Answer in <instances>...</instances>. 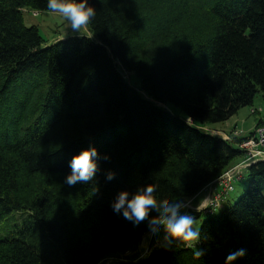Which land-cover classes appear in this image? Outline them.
I'll list each match as a JSON object with an SVG mask.
<instances>
[{
  "label": "trees",
  "instance_id": "16d2710c",
  "mask_svg": "<svg viewBox=\"0 0 264 264\" xmlns=\"http://www.w3.org/2000/svg\"><path fill=\"white\" fill-rule=\"evenodd\" d=\"M88 2L91 38L46 44L22 11H49L47 0H0L1 229L20 216L0 236V264L130 260L149 228L114 212L117 194L153 184L157 201L191 199L244 158L245 135L203 128L264 99V0ZM89 147L99 156L94 180L69 186L71 159ZM244 178L233 204L189 211L200 260L161 231L147 256L109 264H225L240 249L233 264H264V160Z\"/></svg>",
  "mask_w": 264,
  "mask_h": 264
},
{
  "label": "clouds",
  "instance_id": "9594fccd",
  "mask_svg": "<svg viewBox=\"0 0 264 264\" xmlns=\"http://www.w3.org/2000/svg\"><path fill=\"white\" fill-rule=\"evenodd\" d=\"M47 8L50 13H56L63 19L70 22L73 32L81 33L90 24L96 15V10L88 0H47ZM99 159L97 149L89 147L82 150L78 155L73 156L70 161L71 174L66 177V183L73 186L78 182L89 183L94 180L99 170L97 160ZM107 159V157H105ZM114 173L109 172L107 179L112 180ZM156 186L148 184L141 186L131 194L128 191H120L112 203L115 213L123 215V218L134 225L147 221L149 231L154 236H159L163 231V242L166 245L183 243L188 249L193 250V258L200 260L205 251L197 248L201 234L196 227V218L189 214V208L182 201L169 202L168 200L157 201ZM207 205L199 204L196 211L200 212ZM152 211L157 215L152 216ZM246 254L240 249L230 252L225 264H233L238 258Z\"/></svg>",
  "mask_w": 264,
  "mask_h": 264
},
{
  "label": "rangeland",
  "instance_id": "374dc122",
  "mask_svg": "<svg viewBox=\"0 0 264 264\" xmlns=\"http://www.w3.org/2000/svg\"><path fill=\"white\" fill-rule=\"evenodd\" d=\"M22 22L26 27L29 26H35L37 28L39 36L45 41L46 44L53 43L57 40H61L67 37H88L91 38V35L87 28L82 29L81 33L73 32L71 30L70 22L66 19H63L56 13H50L49 11H31V10H23L22 11ZM123 77L128 81V85L132 88L136 89L138 87V80L135 78L134 75L128 73H124ZM173 110V109H171ZM251 110L256 111V114H251ZM174 111V110H173ZM238 116V119L236 117ZM261 118L264 120V99L261 97V95H256L253 98L251 107H246L240 109L233 118L227 122L219 123V124H213L208 125L203 128L204 131L209 130V127L214 128H221L223 129L225 126V131L229 132V130L232 127V124L235 120H237L236 126H235V132H243L248 135L254 125L256 124L257 120ZM250 131V132H249ZM232 131L231 133H233ZM230 168V167H229ZM246 186V179L244 178L240 184L234 185V191L228 194V198L230 199L231 204L236 201L237 197L240 195V191L242 188ZM228 200V199H227ZM223 204L221 205V207ZM220 207V208H221ZM218 211V210H217ZM217 211H215L217 213ZM197 212V211H196ZM203 218L206 219V217L203 216ZM12 219H17L16 222H13ZM199 219H196V227L199 228L200 223L198 222ZM20 223V216L17 213L11 214V218L5 219L2 222V226H8L1 229L0 227V236H3L6 231H8V228L10 226L12 227L15 224ZM144 244L143 239L139 242L138 246ZM144 248H148V246L145 244ZM143 248V249H144ZM111 259V258H110ZM111 261H109V258L105 259L103 264H109Z\"/></svg>",
  "mask_w": 264,
  "mask_h": 264
},
{
  "label": "built area",
  "instance_id": "2783aa9c",
  "mask_svg": "<svg viewBox=\"0 0 264 264\" xmlns=\"http://www.w3.org/2000/svg\"><path fill=\"white\" fill-rule=\"evenodd\" d=\"M232 135L242 136V132H233ZM224 139H227L226 136ZM260 146H264V128H258L251 139L244 140L239 145V147L244 151V158L238 164L226 169L214 182H212V184L215 186V191L209 197H207L202 204L207 205V207L202 211L210 214L217 211L221 207L222 203L226 200L228 194L234 191V185L243 179V172L245 168L252 163L264 160V151L259 149ZM184 203L189 208L190 201L187 200L184 201ZM146 236L149 239L147 244L148 248L136 250V260L130 261L122 257H118L111 259L109 258V261H117L120 263L136 262L147 256L152 249L159 248L161 246L159 241L153 240L154 235H152L150 231ZM129 254L130 252L126 251L123 256H127Z\"/></svg>",
  "mask_w": 264,
  "mask_h": 264
},
{
  "label": "crops",
  "instance_id": "0c3cea01",
  "mask_svg": "<svg viewBox=\"0 0 264 264\" xmlns=\"http://www.w3.org/2000/svg\"><path fill=\"white\" fill-rule=\"evenodd\" d=\"M233 117H231L228 121H230ZM236 119H238V116L236 117ZM228 121H226L228 123ZM260 121L263 125H264V120L259 118L257 120V122ZM236 123H237V120H235L232 124V127L231 129L229 130V132H226L225 131V126L223 129L221 128H214V127H209L208 129L209 130H206L208 133L212 134V135H215V136H219L221 138H224L226 135H228L229 133H231L232 131L235 130V126H236ZM256 125V124H255ZM254 125V126H255ZM252 131V130H251ZM250 132V131H249ZM242 135H245L246 136V133H243L242 132ZM243 180V179H242ZM242 180L238 183H236L237 185L240 184L242 182ZM215 191V186L213 184L211 185H208L206 186L205 188H203L197 195H195L194 197H192L191 199H189L190 201V206H189V211H196V208L199 204H203L204 201L206 200L207 197H209L213 192ZM228 196L226 198V200L222 203L224 204L226 201H227ZM147 235V234H146ZM143 236L142 239L144 241V244H141V245H137L136 248H133L132 249V253H131V256H130V260H136V253L135 251L140 249L142 250L145 246V244L147 245L148 244V237L147 236ZM156 241H159L156 239Z\"/></svg>",
  "mask_w": 264,
  "mask_h": 264
},
{
  "label": "bare ground",
  "instance_id": "6f19581e",
  "mask_svg": "<svg viewBox=\"0 0 264 264\" xmlns=\"http://www.w3.org/2000/svg\"><path fill=\"white\" fill-rule=\"evenodd\" d=\"M255 112H256V111L251 110L250 113L253 115V114H255ZM258 128H264V125H263V124H261V125H257V126L255 125V126L252 128V131H251L248 135H246V139H245V140H249V139H251V137L253 136V134L256 132V130H257ZM259 149H261V150L264 151V146H260ZM255 163H256V162H255Z\"/></svg>",
  "mask_w": 264,
  "mask_h": 264
}]
</instances>
